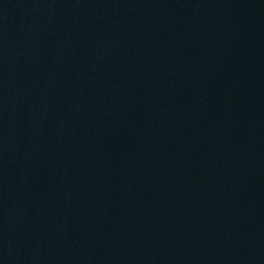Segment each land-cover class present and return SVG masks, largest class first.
Instances as JSON below:
<instances>
[{"label": "water", "instance_id": "1", "mask_svg": "<svg viewBox=\"0 0 264 264\" xmlns=\"http://www.w3.org/2000/svg\"><path fill=\"white\" fill-rule=\"evenodd\" d=\"M0 264H264V0H0Z\"/></svg>", "mask_w": 264, "mask_h": 264}]
</instances>
